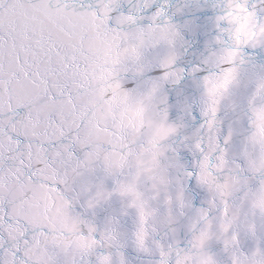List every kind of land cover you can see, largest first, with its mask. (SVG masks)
<instances>
[{
    "label": "snow or ice",
    "instance_id": "1",
    "mask_svg": "<svg viewBox=\"0 0 264 264\" xmlns=\"http://www.w3.org/2000/svg\"><path fill=\"white\" fill-rule=\"evenodd\" d=\"M0 264H264V0H0Z\"/></svg>",
    "mask_w": 264,
    "mask_h": 264
}]
</instances>
